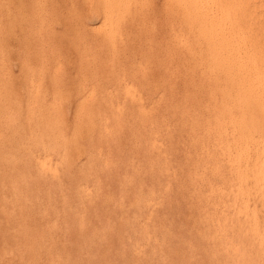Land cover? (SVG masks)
<instances>
[{
    "label": "rangeland",
    "instance_id": "rangeland-1",
    "mask_svg": "<svg viewBox=\"0 0 264 264\" xmlns=\"http://www.w3.org/2000/svg\"><path fill=\"white\" fill-rule=\"evenodd\" d=\"M187 1L0 0V264H264L250 237L215 229L225 196L211 188L225 184L209 120L220 92L199 51L213 33L199 37ZM201 10L213 18L212 0ZM225 235L242 249H225Z\"/></svg>",
    "mask_w": 264,
    "mask_h": 264
},
{
    "label": "bare ground",
    "instance_id": "bare-ground-1",
    "mask_svg": "<svg viewBox=\"0 0 264 264\" xmlns=\"http://www.w3.org/2000/svg\"><path fill=\"white\" fill-rule=\"evenodd\" d=\"M189 1V0H188ZM187 1V2H188ZM192 1V7L194 10L198 9V14L191 12V15L196 14L197 17L194 19L193 16H191V18H189L188 20L192 23L191 20H194L196 22V27H195V23H194V27L197 29V33L199 34V37L201 38L200 35H202V39H204L203 36H210L209 33H213V42L212 39L209 43L208 39L206 41V43L204 44H210L208 45V47L206 46V50L202 51V49H199L200 52H206V53H202L205 54V57H213V60L211 58V60L213 61V63L211 62V65L213 64V73L216 81V89L215 91L220 92V94L217 97H213V105L211 106V108H213V118H210L209 121H211V119H213V122L211 121V124L213 125V163L211 166H213V171L216 172L215 176L217 175V178H219L220 181H222V183H224L225 185H221L218 186L216 188L213 187V193L217 192V194H224L223 196H225L224 198H220L221 196L218 197V202L217 204L221 207V209L219 210V212L217 211V214L215 217H213V220L215 219L216 221V231L221 230L223 231L224 229H226L227 224H231L232 227L229 228H233L235 235L234 237H241L244 238L246 236L250 237L253 243V241L255 243H257L258 247L264 251V0H212L213 3V18L210 17H205V15H203L201 7L202 4L204 3V0H191ZM119 2V1H118ZM184 3V2H183ZM211 3V0H210ZM116 4V3H115ZM175 5H177V7H179L178 3ZM189 5V3H188ZM189 9H191L192 7L188 6ZM185 5H183L184 7ZM211 6V5H210ZM206 7V4H205ZM176 8V7H175ZM182 10V9H181ZM200 10V11H199ZM183 11V10H182ZM195 11V12H196ZM180 12V10H179ZM210 12V11H209ZM208 12V13H209ZM183 13V12H182ZM180 14V13H179ZM185 14V12H184ZM182 15V14H180ZM188 15V14H187ZM187 15H184L185 17ZM195 15V16H196ZM183 16V15H182ZM187 18V17H186ZM183 19V18H182ZM184 20V19H183ZM183 23L186 24V19L185 21H183ZM188 25L186 27H190L189 22H187ZM190 23V24H191ZM193 24V23H192ZM191 24V26H192ZM188 27V28H189ZM190 32H192V29H190ZM195 30V29H194ZM188 32V29H187ZM189 32V33H190ZM181 33V32H180ZM194 33V32H193ZM192 33V34H193ZM195 33V34H197ZM175 34V33H174ZM173 34V35H174ZM191 34V35H192ZM179 35V34H178ZM195 36V35H194ZM197 39L198 40V35ZM176 37V35H175ZM173 36V38H175ZM186 37V36H185ZM208 38V37H207ZM177 40V38H175ZM174 39V40H175ZM186 39V38H185ZM175 40V41H176ZM180 40V39H179ZM178 40V42H179ZM200 40V39H199ZM188 42V40L186 41ZM204 41H202L201 43L199 42V46L198 48L202 47V43ZM179 44V43H178ZM182 45L184 44L183 42L181 43ZM188 45V43H186ZM201 44V46H200ZM192 45V43H191ZM189 46V45H188ZM192 49L194 46H191ZM189 47V49L191 48ZM1 48V47H0ZM44 48V47H43ZM188 48V47H187ZM197 48V49H198ZM204 48V47H203ZM195 49V48H194ZM187 50V49H186ZM197 51V50H196ZM189 52V50H188ZM200 52H198L200 54ZM192 53V51H191ZM194 54V53H193ZM192 54V55H193ZM207 54V55H206ZM189 55V54H188ZM190 55V56H192ZM198 55V54H197ZM196 55V56H197ZM204 56V55H203ZM5 57V56H3ZM195 57V55H194ZM202 57V56H201ZM1 58V57H0ZM193 58V57H192ZM6 59V57H5ZM203 59V58H202ZM209 59V58H208ZM1 60V59H0ZM47 60V59H46ZM210 60V61H211ZM3 60H1L2 62ZM8 61V60H6ZM201 61V59H200ZM203 61V60H202ZM205 61V60H204ZM207 61V60H206ZM209 61V60H208ZM47 62V61H46ZM45 63V62H43ZM9 64V63H8ZM206 65H210L207 64ZM2 66V65H1ZM5 66V65H4ZM3 67V66H2ZM210 67V68H212ZM6 68V67H5ZM209 68V67H208ZM209 68V69H210ZM4 69V68H3ZM206 69V68H205ZM208 69V70H209ZM45 70V68H44ZM43 70V71H44ZM207 70V69H206ZM207 70V72H208ZM210 71V70H209ZM2 72V71H1ZM7 72V71H6ZM47 72V70H46ZM205 72V75L206 73ZM212 72V71H211ZM211 72H209V75L211 74ZM4 73V72H3ZM2 73V74H3ZM41 74V73H40ZM43 74V73H42ZM4 75V74H3ZM2 75V76H3ZM45 74H43L44 76ZM203 75V74H202ZM5 76V75H4ZM8 76V75H7ZM42 76V78H44ZM47 76V75H46ZM207 76V75H206ZM213 76V75H212ZM204 76H202V82H205V78H203ZM211 77V75H210ZM6 78V77H5ZM211 79V78H210ZM213 79V78H212ZM211 79V81H212ZM213 79V80H214ZM218 79V80H217ZM0 80H1V76H0ZM4 80V77H3ZM8 80V78L6 79V81ZM209 80V79H208ZM210 81V80H209ZM213 81V83H215ZM35 83V82H34ZM208 83V81H207ZM3 84V83H2ZM200 84V83H199ZM205 84V83H204ZM203 84V85H204ZM211 84V83H209ZM33 85V82H32ZM202 85V86H203ZM208 85V84H207ZM2 87V85H1ZM36 88V87H35ZM210 88V85H209ZM209 88L206 89L210 90ZM213 88V87H212ZM38 90V89H37ZM213 93H214V89ZM4 91V90H3ZM1 92V91H0ZM6 92V91H5ZM4 92V94H5ZM210 93V92H208ZM216 93V94H217ZM3 94V93H2ZM3 94V95H4ZM212 94V93H211ZM1 95V94H0ZM8 95V92L7 94ZM38 95V93H37ZM209 95V94H208ZM11 96V95H10ZM31 96V95H30ZM29 96V97H30ZM210 96V95H209ZM208 96V97H209ZM212 96V95H211ZM3 97V96H2ZM5 98V96H4ZM33 98V97H32ZM211 98V97H209ZM34 99V98H33ZM36 100V97H35ZM210 100V99H209ZM29 101V100H28ZM208 102V101H207ZM32 103V102H31ZM30 104V103H29ZM27 103V105H29ZM34 106L35 103L33 102ZM37 104V103H36ZM19 106V105H18ZM31 106V105H30ZM37 106V105H36ZM15 107V106H14ZM17 108V107H16ZM19 109V108H18ZM31 110V108H29ZM35 109V108H34ZM23 110V109H22ZM27 110V109H26ZM25 110V111H26ZM28 110V112L30 111ZM4 111V110H3ZM9 111V109L7 110ZM11 111V109H10ZM15 111V109H14ZM16 111H18L16 109ZM32 112L34 110H31ZM36 111V110H35ZM212 111V109H211ZM39 112V111H38ZM44 112V111H43ZM8 113V112H7ZM13 113V112H12ZM25 113V112H24ZM31 113V112H30ZM49 113V111H48ZM16 114V113H15ZM19 114V113H17ZM21 114V113H20ZM36 114V113H35ZM44 114V113H43ZM47 114V113H46ZM45 114V115H46ZM1 115H3V113H1ZM7 115V114H6ZM5 115V117H6ZM9 115V114H8ZM7 115V116H8ZM29 115V114H28ZM33 115V113H32ZM31 115V116H32ZM39 115V113L37 114ZM48 118H49V114ZM25 116V115H24ZM29 116V117H31ZM34 116V115H33ZM40 116V115H39ZM43 116V115H42ZM4 117V116H3ZM28 117V116H27ZM35 117V116H34ZM45 116L42 117L41 120L44 119ZM1 118V117H0ZM16 118L18 119V117L16 116ZM38 119V117H36ZM34 118V119H36ZM45 117L44 120L48 119ZM5 119V118H4ZM7 119V118H6ZM9 119V118H8ZM7 119V121H8ZM12 119V118H11ZM16 119V120H17ZM24 119V118H23ZM29 119V118H28ZM32 119V118H31ZM55 119V118H54ZM10 120V119H9ZM15 120V121H16ZM27 120V118H26ZM41 120L39 122H41ZM52 120V117H51ZM50 120V121H51ZM3 121V120H2ZM5 121V120H4ZM21 121H22V117H21ZM30 121V119H29ZM49 120H47L48 122ZM11 122V121H10ZM19 122V120L17 121ZM34 122V121H33ZM36 122V121H35ZM38 122V121H37ZM44 122V121H43ZM42 122V123H43ZM53 122V121H51ZM204 124L206 123L205 121H203ZM16 123V122H15ZM23 123L24 120H23ZM31 123V122H30ZM46 123V121H45ZM50 122H48L49 124ZM55 124V121L53 122ZM2 124V123H0ZM9 124V122H8ZM13 124V121H12ZM19 124V123H17ZM14 124V126H20ZM21 124V122H20ZM34 124V123H33ZM32 124V125H33ZM47 124V125H48ZM52 124V123H50ZM207 124V123H206ZM205 124V126H206ZM7 125V124H6ZM5 125V126H6ZM27 125V123H26ZM36 125V123L34 124V126ZM37 125H40L39 123ZM210 125V124H209ZM211 125V126H212ZM3 126V125H2ZM4 126V127H5ZM8 126V125H7ZM12 126V125H11ZM29 126V124H28ZM1 128V129H4ZM30 129L32 130L33 127L30 125ZM37 127V126H36ZM43 128V125L40 126ZM54 127V126H53ZM52 127V128H53ZM204 127V126H202ZM9 128V126H8ZM15 128V127H14ZM21 128L23 129V126L21 124ZM20 128V129H21ZM28 128V127H26ZM35 128V127H34ZM41 128V129H42ZM46 128H50L51 127H47ZM55 128V127H54ZM53 128V129H54ZM208 128V127H207ZM206 128V129H207ZM7 129V128H6ZM4 129V131L6 130ZM18 129V128H17ZM25 129V128H24ZM45 129V128H44ZM209 129V128H208ZM207 129V130H208ZM29 130V128H28ZM34 130V129H33ZM37 130V129H35ZM34 130V131H35ZM10 131V129H9ZM12 131V130H11ZM18 131V130H17ZM16 131V133H18ZM22 131V130H21ZM25 131V130H24ZM42 132H44L43 130H40ZM48 131V129L46 130ZM52 131V130H50ZM14 132V130H13ZM31 132V131H30ZM39 132V130H38ZM49 132V131H48ZM15 133V134H16ZM26 133V132H24ZM28 133V132H27ZM13 134V133H12ZM209 134V133H207ZM6 135V133H5ZM30 135V134H29ZM28 135V136H29ZM37 135V134H36ZM41 135V134H40ZM46 135V134H45ZM7 136V135H6ZM9 136V135H8ZM7 136V137H8ZM23 136V135H22ZM26 136V135H24ZM23 136V138H25ZM34 136V135H33ZM4 137V134H3ZM37 137V136H36ZM10 139H12L9 136ZM14 138V137H13ZM16 138V136H15ZM41 138V137H40ZM2 139V137H1ZM5 139V138H4ZM3 139V140H4ZM19 139V138H17ZM27 139V138H26ZM35 139V138H33ZM64 140V138H62ZM32 140V139H31ZM39 140V139H38ZM41 140V139H40ZM15 141V140H13ZM21 141V140H20ZM29 141V139L27 140ZM34 141V140H33ZM42 141V140H41ZM62 141V140H61ZM59 141V142H61ZM17 142V141H16ZM19 142V141H18ZM22 142H26V141H21ZM12 143V141H11ZM20 143V144H21ZM42 144V142H40ZM63 143V141H62ZM8 144V143H7ZM34 144V143H33ZM44 144V143H43ZM50 144V143H49ZM64 144V143H63ZM14 145H16L14 143ZM22 145V144H21ZM52 145H54L53 141H52ZM67 145L64 144V146ZM11 146L10 145H7ZM29 146V145H28ZM42 146V145H41ZM46 146V143H45ZM50 146V145H49ZM19 147V146H18ZM24 146L22 145V147L19 148H23ZM27 147V146H26ZM67 147V146H66ZM14 148V147H12ZM45 148V147H44ZM50 148V147H49ZM28 149V148H27ZM47 149V148H45ZM11 150V149H9ZM17 150V148H16ZM21 150H25L21 149ZM14 153L19 152L18 151H14V149L12 150ZM11 151V152H12ZM67 151V150H66ZM8 152V150L6 151ZM22 152V151H21ZM217 152L218 154L221 155V159L223 162H225L226 165V169L225 170H220L222 167L220 166V164L218 163V154L215 153ZM28 153V151H27ZM4 154V153H3ZM13 154V153H12ZM17 154V153H16ZM22 154V153H21ZM23 154H25V151L23 152ZM29 154V153H28ZM46 154V153H45ZM45 154L43 156H45ZM2 155V154H1ZM8 155V154H7ZM10 155V154H9ZM26 155V154H25ZM47 155V154H46ZM5 156V155H4ZM18 156V155H17ZM20 156V155H19ZM29 156V155H28ZM32 156V155H30ZM6 158H8V156H5ZM21 157V156H20ZM25 157V156H24ZM22 157V158H24ZM41 157V156H39ZM3 159V157H0ZM12 158V156H11ZM10 158V159H11ZM22 158L20 159L22 161ZM32 158V157H31ZM47 158V157H46ZM50 158V157H49ZM62 158V157H61ZM17 159V158H16ZM27 159V158H25ZM38 159V158H35ZM48 159V158H47ZM46 159V160H47ZM15 160V159H14ZM39 160V159H38ZM49 160V159H48ZM52 160V159H51ZM1 161V159H0ZM3 161V160H2ZM4 161H9V160H5ZM13 161V160H12ZM30 162L32 160H29ZM64 161V160H63ZM18 162V159L16 161ZM28 162V161H27ZM29 162V163H30ZM34 162V159H33ZM39 162V161H38ZM53 162V161H52ZM50 162V163H52ZM222 162V163H223ZM2 163V162H1ZM11 163V162H10ZM22 163V162H21ZM36 164V161L34 162ZM47 163V162H46ZM49 163V162H48ZM54 163V162H53ZM221 163V164H222ZM5 164V163H3ZM15 164V163H13ZM12 164V165H13ZM20 164V163H19ZM18 164V165H19ZM55 164H57V162H55ZM54 164V166H55ZM11 165V164H10ZM30 165V164H29ZM32 165V163H31ZM53 165V164H52ZM14 166V165H13ZM34 166V165H32ZM41 166V165H40ZM51 166V165H50ZM2 167V166H0ZM4 167V166H3ZM10 168V166H7ZM17 167V166H16ZM28 167V165H27ZM31 167V166H30ZM29 167V169H31ZM37 167V166H35ZM48 167V166H47ZM57 167V165H56ZM221 167V168H220ZM20 168V167H19ZM23 168V167H22ZM21 168V169H22ZM26 168V167H25ZM39 168V166H38ZM211 168V167H210ZM6 170V166L4 168ZM3 169V170H4ZM13 169V167H12ZM37 169V168H36ZM9 170V169H8ZM14 170H16V168H14ZM39 170V169H38ZM37 170V171H38ZM42 170V168H40V171ZM17 171V170H16ZM24 171V170H23ZM49 171V170H48ZM1 172V171H0ZM3 172V171H2ZM20 172V171H18ZM26 172V171H24ZM30 172V170H29ZM45 172V171H44ZM47 172V171H46ZM58 172V171H57ZM13 173V172H11ZM17 172H14L13 174H15ZM40 172H38L39 174ZM43 173V172H42ZM50 173V172H49ZM23 174V172L21 173ZM27 174V173H26ZM44 174V173H43ZM1 175V174H0ZM28 175V174H27ZM51 175V174H50ZM15 176V175H14ZM214 176V175H213ZM214 176V178H215ZM3 177V176H2ZM11 177V176H10ZM19 177H21L19 175ZM23 177V175H22ZM25 177V176H24ZM16 178V177H15ZM27 178V177H26ZM7 179H10L9 177H7ZM5 179V180H7ZM14 179V178H13ZM17 179V178H16ZM15 179V180H16ZM20 179V178H18ZM22 179V178H21ZM28 179V178H27ZM11 180V179H10ZM26 180V179H25ZM32 180V178L30 179ZM214 180H217L216 178ZM3 181V180H2ZM1 181V182H2ZM13 181V180H11ZM17 181V180H16ZM219 181V183L221 184V182ZM4 182V181H3ZM15 182V181H14ZM20 182V181H19ZM24 182V181H23ZM68 182V181H67ZM228 182V184H226ZM5 183V182H4ZM3 183V184H4ZM7 183H11L8 182ZM16 183V182H15ZM14 183V184H15ZM69 183V182H68ZM218 183V181L216 182ZM2 184V183H1ZM2 184V186H3ZM13 184V185H14ZM18 184V183H17ZM12 185V183H11ZM10 186V185H8ZM16 187H18V185H15ZM62 186V185H61ZM215 186V185H214ZM12 187V186H11ZM20 187V186H19ZM210 187V184H209ZM208 187V188H209ZM6 188L7 185H6ZM13 188V187H12ZM43 188V187H42ZM3 189L5 190V187L3 186ZM10 190V188H8ZM62 189V188H60ZM1 190V189H0ZM50 190V189H49ZM57 190V189H56ZM210 190V189H209ZM7 191V189L5 190V192ZM19 191V190H18ZM58 191V190H57ZM62 191V190H61ZM60 191V192H61ZM211 191V190H210ZM3 192V191H0ZM12 192V191H11ZM63 192V191H62ZM17 193V192H16ZM52 193V190H51ZM64 193V192H63ZM62 193V194H63ZM67 193V192H66ZM79 193V192H78ZM77 193V195H78ZM211 193V192H209ZM5 194V193H4ZM13 194V192H12ZM19 194V193H18ZM17 194V195H18ZM6 195V194H5ZM9 195V194H8ZM20 195V194H19ZM53 195V194H52ZM35 196V195H34ZM62 196V195H60ZM64 196V194H63ZM80 196V195H79ZM216 196V195H215ZM214 196V197H215ZM218 196V195H217ZM14 197V194H13ZM213 197V198H214ZM2 198V196H1ZM18 198V197H17ZM217 198V197H215ZM19 199V198H18ZM36 198H34L35 200ZM10 200V199H9ZM32 200V199H31ZM45 200V199H43ZM216 200V199H214ZM19 201V200H18ZM28 201V200H27ZM38 201V200H37ZM2 204V200L0 201ZM51 202V201H50ZM49 202V204H51ZM14 203V202H13ZM12 203V204H13ZM16 203V201H15ZM14 203V204H15ZM19 203V202H18ZM17 203V204H18ZM36 203V200H35ZM34 203V205H36ZM214 203V202H213ZM11 204V203H10ZM16 204V205H17ZM21 204H25L22 203ZM33 204V203H32ZM38 204V203H37ZM53 204V203H52ZM15 205V206H16ZM22 205L20 207H22ZM30 205V204H29ZM214 205V204H213ZM47 206V204H46ZM50 206V205H49ZM55 206V204H54ZM53 206V207H54ZM217 205L215 204V207ZM260 208H259V207ZM1 207V206H0ZM12 207V205H11ZM14 207V206H13ZM12 207V208H13ZM27 207V205L25 206ZM30 207V206H29ZM28 207V208H29ZM34 207V206H33ZM52 207V206H50ZM6 208V207H5ZM10 208V207H9ZM11 208V209H12ZM16 208V207H15ZM13 208V210L15 211L16 209ZM24 208V206H23ZM56 208V207H55ZM26 209V208H25ZM31 210V207L29 208ZM45 209H49V208H45ZM53 209V208H51ZM7 210V209H5ZM215 210H218V208L216 207ZM3 211V210H2ZM13 211V214L15 213ZM22 211V209H21ZM27 211V210H25ZM29 211V210H28ZM46 211V210H45ZM9 212V211H8ZM7 212V213H8ZM11 212V211H10ZM18 214H19V209L17 210ZM16 212V213H17ZM23 212V211H22ZM54 212V211H53ZM30 213V212H29ZM33 213V212H31ZM35 213V211H34ZM33 213V214H34ZM1 214V213H0ZM9 214V213H8ZM12 214V213H11ZM26 214V213H25ZM25 214H21L25 215ZM58 214V213H56ZM2 215V214H1ZM7 215V214H5ZM15 215V214H14ZM20 215V214H19ZM18 215V216H19ZM28 215V214H27ZM32 215V214H30ZM35 215V214H34ZM215 215V213L213 214ZM4 216V215H3ZM10 216V215H9ZM17 216V215H16ZM15 216V217H16ZM17 216V217H18ZM12 217V216H10ZM28 217H30L28 215ZM32 217H34L32 215ZM8 218V217H7ZM23 218V217H22ZM53 218H55L53 216ZM13 219V217H12ZM11 219V221H12ZM21 219V218H20ZM19 219V220H20ZM29 219V218H28ZM27 219V220H28ZM49 219V218H48ZM56 219V218H55ZM53 219V220H55ZM15 220V218H14ZM13 220V222H14ZM31 220V218H30ZM34 220V218H33ZM82 219H80L81 221ZM4 221V220H2ZM9 221V219H8ZM22 221V219H21ZM79 221V220H78ZM10 222V221H9ZM25 222V221H23ZM32 222V221H31ZM36 222V221H35ZM48 222V221H47ZM55 222V221H54ZM11 223V222H10ZM19 223V222H18ZM22 223V222H21ZM26 223V222H25ZM30 223V222H29ZM26 223V224H29ZM34 223V222H33ZM31 223V225L33 224ZM56 223V222H55ZM7 224V223H5ZM50 224V222H49ZM53 224V223H51ZM11 225H14L11 224ZM23 225V223H22ZM34 225V224H33ZM55 225V224H54ZM214 225V224H213ZM20 226V225H19ZM18 226V227H19ZM25 226V225H24ZM28 226V225H26ZM50 226V225H49ZM53 226V225H52ZM12 227V226H11ZM21 227V226H20ZM51 228V227H50ZM13 229V227L11 228ZM16 229V228H15ZM24 229H26L24 227ZM23 229V230H24ZM53 229V228H52ZM214 229V227H213ZM9 230V229H8ZM6 230V231H8ZM17 230V229H16ZM22 230V229H21ZM228 230V229H227ZM12 231V230H10ZM14 231V229H13ZM229 231V230H228ZM227 231V232H228ZM227 232H223V233H227ZM10 233V232H9ZM232 233V232H231ZM11 234H15V232H11ZM214 234H216V232L214 233L213 231V236ZM220 234V233H219ZM230 234V233H229ZM26 235V234H25ZM228 235V234H227ZM233 235V234H232ZM218 236V235H217ZM223 235H221L222 237ZM226 236V235H225ZM24 237V235H23ZM26 237V236H25ZM232 238V236H230ZM205 238V237H204ZM214 238V237H213ZM218 238V237H215ZM224 238V237H222ZM220 238V239H222ZM231 238L229 239V236H226V241L224 242V246L225 249L226 248H232L235 250L238 249H242L240 246V242L241 239H239L238 241V245L235 243L233 244L231 242ZM27 238H24V241ZM228 239V240H227ZM247 239V238H244ZM238 240V239H237ZM29 241V240H27ZM223 243V242H222ZM33 244V243H32ZM254 244V243H253ZM35 245V244H34ZM216 245V244H214ZM222 245V244H221ZM240 245V246H239ZM15 247V246H14ZM12 247V248H14ZM35 247H37L35 245ZM34 247V248H35ZM218 247V246H217ZM222 247V249L224 250V248ZM31 248V249H34ZM30 249V250H31ZM214 249V248H213ZM220 249V248H219ZM14 250V249H13ZM12 250V251H13ZM216 250V249H215ZM218 250V249H217ZM221 250V249H220ZM17 251V250H16ZM15 251V252H16ZM38 251V250H36ZM40 251V250H39ZM18 252V251H17ZM21 252V250L19 251ZM18 252V253H19ZM219 252V251H218ZM29 253V252H28ZM25 253V254H28ZM33 254V252H31ZM30 253V254H31ZM215 253V251H214ZM22 254V253H21ZM52 256V255H51ZM26 257V256H25ZM37 257V255H36ZM31 258V257H30ZM33 258V257H32ZM53 258V257H52ZM51 258V259H52ZM25 259V258H24ZM36 259V258H35ZM31 260V259H30ZM32 261V260H31ZM30 261V264L32 263ZM26 262V261H25ZM28 264V263H27ZM35 264V263H34Z\"/></svg>",
    "mask_w": 264,
    "mask_h": 264
}]
</instances>
